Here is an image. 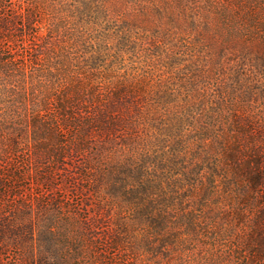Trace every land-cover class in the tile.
I'll return each mask as SVG.
<instances>
[{
  "label": "rangeland",
  "instance_id": "obj_1",
  "mask_svg": "<svg viewBox=\"0 0 264 264\" xmlns=\"http://www.w3.org/2000/svg\"><path fill=\"white\" fill-rule=\"evenodd\" d=\"M81 1L25 0L27 10L42 17L35 41L46 45L38 48L41 70L35 73L20 65L37 45L27 49L20 41L0 40V147L14 128L28 126L21 137L32 139V119L39 109L52 107L61 87L71 100L92 102L95 89L103 93L114 86L128 89L131 100L140 103L126 106L132 108L137 126L132 139L139 155L162 151L160 130H168L179 118L191 123L190 129L202 128L208 117L213 122L206 147L196 132L188 135L184 151L190 165L197 149H204L198 159L209 153L222 165L227 151L255 148L263 140L256 133L249 136L248 130L250 125L264 129V0H87L88 5ZM91 55L103 64L89 72L82 67ZM3 57L20 61L7 64ZM9 68L19 77H13ZM109 75L114 84H102L101 77ZM51 118L59 127L54 115ZM67 131L58 140L73 147L80 138ZM79 163L68 173L72 177L66 173L55 177L63 186L54 191L41 187L39 177L29 174L12 181V186H24L19 190L24 199L6 193L0 197L1 213L10 216L17 206L34 205L36 227L54 223L62 251L72 255L77 245L84 248L70 264H246V241L259 210L243 183L227 178L236 172L235 165L230 166L233 162L223 181L218 178L219 187L196 179L179 191L181 196L167 204L168 227L161 236L126 208L122 216L134 224L117 249L104 243L114 238L107 227H115L113 215L120 211L112 209V201L90 196L93 186L78 176ZM206 190L211 194L204 197ZM87 218L102 224L106 239L95 243L84 235ZM26 257L25 251L11 246L0 251V264H29Z\"/></svg>",
  "mask_w": 264,
  "mask_h": 264
},
{
  "label": "trees",
  "instance_id": "obj_2",
  "mask_svg": "<svg viewBox=\"0 0 264 264\" xmlns=\"http://www.w3.org/2000/svg\"><path fill=\"white\" fill-rule=\"evenodd\" d=\"M25 3V0H0V40L14 43L20 41L27 49L37 45V48L32 49L33 53L31 52L36 54V58L33 59L32 54L28 55L20 65V68L27 73L31 69H35L31 71L35 73L34 71L41 70L40 64L37 63L41 52L38 48H46V45L35 41L40 34L42 17L39 12L27 10ZM81 3L88 5L87 0H82ZM21 38L23 39L19 40ZM15 50L18 52V47ZM19 61V57L2 58V62L7 64H17ZM85 62L86 66L82 69L89 72L99 70L97 68L103 64L99 63L95 55L86 58ZM8 70H11L13 77H19L14 69ZM109 77L111 75L101 77L102 84L104 81L107 86L113 85L114 81H110ZM57 92L59 95L54 97V103H51L55 108L39 109L32 119L29 126V130L34 132L32 139L31 136L22 138L23 130L25 131L28 126L25 129L14 128L13 136L10 139L6 138L7 143L0 147V197H4L7 193L17 200L24 199L19 193L24 186L11 185L12 181L21 180L24 174L39 177L41 187L54 191L55 188L63 186L56 183L55 177L59 174L72 173L74 163L79 160L78 176L86 177L93 186L92 190L89 188L90 196L100 195L101 200L113 202L112 209L120 211L117 216L113 215L115 227H107L114 238L104 243L110 245L107 249H117L122 236L126 233L130 234L129 227L134 224L123 218L122 214L126 208L134 212L135 216L144 219L147 228L155 231L156 236H161L168 227L167 204L175 202L174 197L181 196L179 191L196 179L210 187L216 185L219 187L218 178L223 181L225 175H228L229 163L233 162L234 164L230 166L235 165L236 172L227 178L243 183L256 200L253 206L259 210L254 226L251 227L252 233L246 241V249L249 250L246 264H264V129L262 127L261 131H258L249 126L248 132L251 135H248L253 136L256 133L263 140L256 143L255 148L239 147L238 149L237 147L227 151L223 157L226 164L220 165L218 160H212L209 153H204L201 159H198L199 153H203L204 149H197L194 156L196 161L190 165L184 151L188 143L187 137L196 132L198 139L204 140L200 142L206 147L213 132L211 117H208V121L200 129H196V126L192 129L188 128L192 126L191 123L179 118L168 130L159 129L160 135L164 138L162 145H159L163 152L146 151L139 155L136 141L132 139V133L137 126L132 108L126 106L135 107L140 103L131 100L132 96L129 95L128 89L114 86L106 93L95 89L91 94L93 102L84 101L82 98L71 100L63 87ZM53 115L59 127L55 126L54 119L51 118ZM67 128L80 138L73 147L67 141H62L63 145L58 140L61 136L59 134H68ZM170 142L172 146L166 147ZM244 150L248 154L242 158ZM84 154L86 158H83ZM68 176L72 177L69 174ZM167 187L170 188L169 192ZM210 194V191L206 190L203 195L206 197ZM34 212V205H21L14 209L10 217L9 212L2 214L0 208V251L15 246L25 251L29 264H70L72 259L82 256L84 248L81 245L74 247L72 255L62 251L60 241L57 239L59 229L52 227L54 225L52 222L42 229L36 227L37 223L32 216ZM101 225L87 218L82 228L86 233L84 235L95 243L103 241L107 236ZM106 252L107 250L103 252L104 259H107Z\"/></svg>",
  "mask_w": 264,
  "mask_h": 264
}]
</instances>
